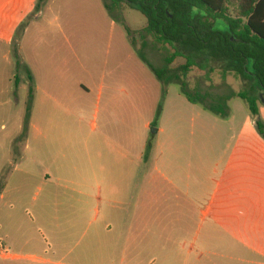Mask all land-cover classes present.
<instances>
[{"label": "rangeland", "instance_id": "rangeland-1", "mask_svg": "<svg viewBox=\"0 0 264 264\" xmlns=\"http://www.w3.org/2000/svg\"><path fill=\"white\" fill-rule=\"evenodd\" d=\"M33 1L11 0L8 5L5 0L0 2L4 10L0 14V23L17 25L10 54L0 36V264H110L103 258V239L83 235L94 213L87 212L79 228L69 224L60 228L47 227L29 220L33 217V208L44 194L36 186L26 191L16 167L26 144L24 126L31 86L29 71H33L35 76L32 86H42V69L52 73L53 77L64 70L57 68L56 61L69 62L76 71L72 75L74 81L91 89L89 83L99 81L100 77L105 79L104 85L108 87L116 86L120 78L121 86L117 85L120 88L116 93L121 98L127 94L124 100L128 136L140 132L144 140L152 142L155 137L153 130L160 127L171 134L174 132L178 143L182 142L180 135L184 134L183 130L191 142L197 143L198 138L203 137L208 155L213 154L215 160L221 162L218 168L213 166L215 161L213 164L208 162V184L209 179L217 182V189L226 190L231 202L245 206L232 211L228 228H232L233 233L248 235L259 227L264 235V210L257 211L253 207L254 202L264 206V135L256 125L260 121L264 127V94L251 93L259 99L261 96L257 103V116L252 115L247 104L239 98L227 102V117L214 115L199 104L189 103L181 95L178 85L158 81L139 59L138 51H142L152 65L165 68L164 59L174 51L168 46L154 44L150 37L146 38L147 47L141 48L142 40L138 33L146 27L147 21L138 11L122 8L124 23L133 33L128 36L120 21L110 18L103 0ZM230 11L235 13L233 8ZM216 27L221 32L227 29L221 21L216 23ZM26 28H29L28 43L26 45L25 36L19 53L15 52L16 41L22 39L21 34ZM60 29L64 34L59 33ZM16 55H19L17 60ZM184 63L183 58H177L167 68L175 70ZM148 78L151 82H147ZM108 79L116 81L112 83ZM183 83L188 92L199 93L206 101L250 89V84L230 73L223 74L215 64L191 68ZM107 94L104 90L99 102L96 119L99 127L107 118L110 124L119 122L117 114H107ZM94 97L95 93L84 95L82 113L76 117L85 130H90L94 121L91 106ZM33 117L37 122V114ZM196 182L197 178L192 173V189ZM6 185L7 190L3 191ZM210 185L216 187L214 183ZM102 208L99 207L100 213H103ZM193 230V234L198 232L197 218ZM177 247V255L180 256L173 264H182V251L179 245ZM134 253V245H128L126 264H152L153 259L142 263L137 261ZM163 262L168 261L156 260L154 264Z\"/></svg>", "mask_w": 264, "mask_h": 264}, {"label": "crops", "instance_id": "crops-1", "mask_svg": "<svg viewBox=\"0 0 264 264\" xmlns=\"http://www.w3.org/2000/svg\"><path fill=\"white\" fill-rule=\"evenodd\" d=\"M10 3L11 0H5L6 5ZM3 12L1 6L0 14ZM11 25L0 23L1 41L9 54L17 26ZM28 32L26 28L22 39L16 41L18 53L25 36L28 43ZM59 33L64 34L63 29ZM55 63L64 70L53 77L42 69V86H34L26 144L16 166L26 191L36 186L44 193L33 208L30 222L79 228L86 213H94L83 235L103 239V258L110 264L117 261L126 264L128 245H134V258L141 263L153 259L152 264L156 260L173 264L180 256L176 251L179 245L182 264H264L261 229L255 227L244 235L243 231L233 233L228 228L232 211L245 206L231 202L226 190L217 189V182L209 179L208 184V162L215 161V168L221 162L213 154L208 155L203 137L197 143L191 142L183 130L182 142L178 143L174 132L160 127L153 130L152 142L144 140L140 132L128 136L124 100L127 94L121 98L116 93L120 78L116 86L108 87L100 77L99 81L89 83L91 89L74 81L72 75L76 71L69 62ZM32 72L29 71V77L34 80ZM104 90L109 96L105 105L107 114H117L119 122L110 124L107 118L99 127L96 119ZM91 93H95L91 104L94 121L90 130H85L76 117L82 113L84 95ZM36 114L37 122L33 117ZM148 143L151 150L146 158ZM192 173L197 178L194 189ZM213 183L216 187H211ZM253 207L264 210V206L255 202ZM196 218L198 232L193 234Z\"/></svg>", "mask_w": 264, "mask_h": 264}, {"label": "trees", "instance_id": "trees-1", "mask_svg": "<svg viewBox=\"0 0 264 264\" xmlns=\"http://www.w3.org/2000/svg\"><path fill=\"white\" fill-rule=\"evenodd\" d=\"M104 7L112 20H118L128 36L133 33L126 27L121 14L123 7L141 13L147 21L139 32L141 48H146V38L154 44L168 46L173 54L164 59L165 68H157L138 51L139 59L148 67L155 78L163 84H176L181 95L191 104H199L210 113L225 118L227 102L239 98L247 104L249 112L257 116L260 99L253 95L264 94V0H103ZM233 8L235 13L231 12ZM227 26L224 32L217 30L216 23ZM15 52L17 50H14ZM183 58L184 65L175 70L168 69L175 59ZM15 59H18L16 55ZM215 64L223 74L250 84L249 91L230 93L206 101L199 94L188 92L184 77L193 67ZM28 102L24 133L28 130L34 100V87L29 77ZM258 92V93H257ZM251 93H253L251 95ZM260 134L264 127L256 122ZM151 144L146 147V158Z\"/></svg>", "mask_w": 264, "mask_h": 264}, {"label": "water", "instance_id": "water-1", "mask_svg": "<svg viewBox=\"0 0 264 264\" xmlns=\"http://www.w3.org/2000/svg\"><path fill=\"white\" fill-rule=\"evenodd\" d=\"M260 99H261V96H260Z\"/></svg>", "mask_w": 264, "mask_h": 264}]
</instances>
